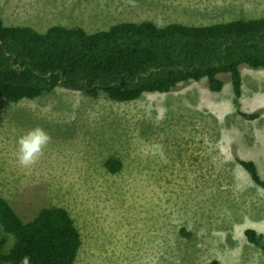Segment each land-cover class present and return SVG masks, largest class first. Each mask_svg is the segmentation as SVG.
Wrapping results in <instances>:
<instances>
[{"label":"rangeland","instance_id":"rangeland-1","mask_svg":"<svg viewBox=\"0 0 264 264\" xmlns=\"http://www.w3.org/2000/svg\"><path fill=\"white\" fill-rule=\"evenodd\" d=\"M263 17L264 0H0L5 26L40 33ZM239 69V98L225 74L220 92L204 78L125 103L62 86L34 100L0 99V197L23 222L43 208L67 210L81 235L74 264L264 261L244 234L264 235V189L238 163L253 161L264 181V70ZM36 127L51 142L23 168L17 141ZM110 159L118 172L107 169Z\"/></svg>","mask_w":264,"mask_h":264},{"label":"trees","instance_id":"trees-1","mask_svg":"<svg viewBox=\"0 0 264 264\" xmlns=\"http://www.w3.org/2000/svg\"><path fill=\"white\" fill-rule=\"evenodd\" d=\"M11 59L20 70L12 68ZM242 64L264 70V17L206 26L128 22L93 34L62 26L40 33L28 26H5L0 18V99L11 103L34 100L59 86L93 97L102 91L110 100L125 103L144 93H168L204 78L210 91L220 92L224 82L219 76L225 74L239 98ZM150 69L151 75H141ZM49 73L50 77H43ZM240 115L254 120L259 113ZM238 163L264 189L256 164ZM106 167L116 173L121 163L110 159ZM0 231L8 238L0 239V264H21L24 257L30 264H74L81 246L74 220L61 207L43 208L33 220L23 222L0 197ZM244 234L264 253L262 234L254 229ZM207 264L220 263L214 259Z\"/></svg>","mask_w":264,"mask_h":264},{"label":"clouds","instance_id":"clouds-1","mask_svg":"<svg viewBox=\"0 0 264 264\" xmlns=\"http://www.w3.org/2000/svg\"><path fill=\"white\" fill-rule=\"evenodd\" d=\"M51 142V136L40 127L29 130L17 141V160L21 167L30 168L38 163L44 151ZM21 264H30L24 257Z\"/></svg>","mask_w":264,"mask_h":264},{"label":"water","instance_id":"water-1","mask_svg":"<svg viewBox=\"0 0 264 264\" xmlns=\"http://www.w3.org/2000/svg\"><path fill=\"white\" fill-rule=\"evenodd\" d=\"M231 43H232V39H230L228 45H230ZM226 47H227V45L224 46L222 52L225 50ZM5 55L8 56V54H7L6 52H5ZM10 63H11L12 68H13L14 70H20V69H21L19 65H15V66L13 65V59H11ZM152 72H153V69H150L147 73H141V75H142V76H149V75L152 74ZM56 73H58V72H56ZM50 76H51V73H49V74H47V75H45V76H43V77H44V78H48V77H50ZM138 80H139V77L136 78V82H137ZM61 82H62V80H60V81L58 82V85H61ZM96 86H98V85H97V84L94 85V87H96Z\"/></svg>","mask_w":264,"mask_h":264},{"label":"crops","instance_id":"crops-1","mask_svg":"<svg viewBox=\"0 0 264 264\" xmlns=\"http://www.w3.org/2000/svg\"><path fill=\"white\" fill-rule=\"evenodd\" d=\"M262 235H263V234H262ZM263 236H264V235H263ZM245 239H246V237H245ZM247 242H248V241H246V243H247ZM249 244H251V243L248 242V245H249ZM216 260H218V259H216ZM218 261H219V260H218ZM252 262H253V261H251V263H252ZM261 262H262V263H261ZM219 263H220V261H219ZM236 263H237V264H244V263H241V258H238L237 261H236ZM246 263H247V262H246ZM251 263H250V264H251ZM220 264H222V263H220ZM253 264H264V261H258V263H255V262H254Z\"/></svg>","mask_w":264,"mask_h":264}]
</instances>
